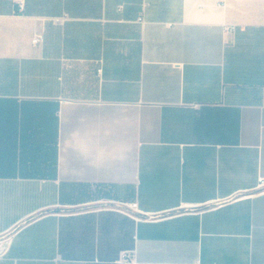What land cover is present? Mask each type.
Returning a JSON list of instances; mask_svg holds the SVG:
<instances>
[{"label": "crops", "instance_id": "0c3cea01", "mask_svg": "<svg viewBox=\"0 0 264 264\" xmlns=\"http://www.w3.org/2000/svg\"><path fill=\"white\" fill-rule=\"evenodd\" d=\"M0 264H264V0H0Z\"/></svg>", "mask_w": 264, "mask_h": 264}, {"label": "built area", "instance_id": "2783aa9c", "mask_svg": "<svg viewBox=\"0 0 264 264\" xmlns=\"http://www.w3.org/2000/svg\"><path fill=\"white\" fill-rule=\"evenodd\" d=\"M20 7L22 8L23 6L20 5ZM60 21H61V18H56V22L59 23ZM33 39H34V40H32L33 44H35V43L38 44V43L43 41V36L42 35H35ZM133 207L136 208V204Z\"/></svg>", "mask_w": 264, "mask_h": 264}]
</instances>
